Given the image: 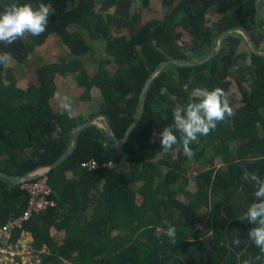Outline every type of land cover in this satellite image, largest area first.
<instances>
[{
	"label": "trees",
	"instance_id": "16d2710c",
	"mask_svg": "<svg viewBox=\"0 0 264 264\" xmlns=\"http://www.w3.org/2000/svg\"><path fill=\"white\" fill-rule=\"evenodd\" d=\"M69 1L18 0L33 7L48 4L47 29L39 37L0 44L17 65L50 35L66 52L37 66L36 81L26 88L18 87L15 77L6 80L0 65V172L16 179L54 164L70 148L74 128L99 113L122 139L138 112L147 77L169 59L204 58L226 29L244 27L256 49L264 51V16L256 0H161L167 11L142 21L134 4L148 7L151 0ZM11 2L0 0V10ZM260 5L264 9V0ZM90 41H102L107 55L96 60L92 72L83 58ZM243 43L244 35L232 32L207 62L170 63L158 71L124 143L112 145L96 123L78 132L75 149L47 174L57 206L34 215L24 227L37 252L50 251L42 253L41 264H243L246 259L264 264V253L248 237L253 225L241 220L255 200L251 174L264 179V54L244 49ZM58 75L74 77L81 99L89 100L97 88L99 109L87 117L54 111L50 100ZM197 87L224 89L234 116L191 145V160L180 145L162 153L158 133L173 123V108L187 103ZM89 159L113 166L89 171L81 167ZM28 198L22 184L0 175V229L23 213ZM164 221L176 228L175 245ZM53 227L65 231L61 244L51 236ZM21 236L16 230L9 242L16 244Z\"/></svg>",
	"mask_w": 264,
	"mask_h": 264
},
{
	"label": "clouds",
	"instance_id": "9594fccd",
	"mask_svg": "<svg viewBox=\"0 0 264 264\" xmlns=\"http://www.w3.org/2000/svg\"><path fill=\"white\" fill-rule=\"evenodd\" d=\"M50 13V6L44 2H40L36 7L30 3H19L18 0L6 4L3 10H0V44L12 45L29 35H43L49 24ZM11 60L9 53L0 51V65L6 66ZM60 107L63 113L71 115L72 104L67 96L60 101ZM233 116L229 94L224 89L216 87L209 90L206 87H197L187 103L177 104L173 108V123L158 133L160 150L168 154L174 146L180 145L182 154L191 160L195 156L191 145L198 142L199 137L210 135L218 123ZM250 179L255 189V200L248 206L241 220L253 225L248 231V237L259 252L264 253V179L256 174H251ZM164 223L168 225L165 234L175 245L176 228L168 221ZM234 243L238 245L239 239ZM259 259L260 256H256V260ZM243 264H251V261L246 259Z\"/></svg>",
	"mask_w": 264,
	"mask_h": 264
},
{
	"label": "rangeland",
	"instance_id": "374dc122",
	"mask_svg": "<svg viewBox=\"0 0 264 264\" xmlns=\"http://www.w3.org/2000/svg\"><path fill=\"white\" fill-rule=\"evenodd\" d=\"M73 0H70L69 3H72ZM161 0H151L148 7H141L139 2H135L134 6L137 7L138 11L141 13V21L144 19L152 18V17H161L165 11H167V7L160 3ZM112 11V9H110ZM77 25H71L70 28H76ZM86 31V29H82ZM125 33H127L128 29L124 28ZM186 37V36H183ZM91 50L83 57L85 59V67L88 72H92L94 68V63L101 57H107L106 53L103 49L102 41H90ZM249 43L246 40V43H243V48L248 49ZM65 47L62 45L59 38L55 35H50L46 42L38 47L33 54L29 56L27 61L24 63L17 65L16 62L12 59L11 62L4 66V77L8 80L10 77H15L17 82V86L20 88H26L29 84L35 83V69L37 66L43 63H49L58 60L63 54H65ZM56 83V91L54 97L50 100L52 102V107L55 111L61 110L60 101L63 97L67 96L69 101L72 104V108L79 112H84L83 117H87L92 112H96L101 103V95L100 91L97 88H93L91 90V98L89 100H84L80 98V93L82 88H79L76 85L75 79L71 75L60 76L58 75L55 78ZM232 89L238 93L237 86L235 82H232ZM79 115V114H78ZM96 123L99 126H102L103 122L101 118L96 120ZM215 162L220 163L219 158H215ZM196 167L200 166V162L197 161L195 163ZM122 168H128L126 162L122 161ZM188 188L193 190L194 183L190 182L188 184ZM183 199L182 196H179Z\"/></svg>",
	"mask_w": 264,
	"mask_h": 264
},
{
	"label": "built area",
	"instance_id": "2783aa9c",
	"mask_svg": "<svg viewBox=\"0 0 264 264\" xmlns=\"http://www.w3.org/2000/svg\"><path fill=\"white\" fill-rule=\"evenodd\" d=\"M113 162L99 163L94 159L82 162L81 167L92 171L102 168H112ZM48 172H42L33 180L23 183L22 188L28 193V201L23 213L19 216L10 218L7 223L0 229V235L11 237L16 230L25 232L26 223L36 214L45 212L57 206L56 200L53 199V189L49 184ZM3 244L0 242V258H5L6 263L1 264H41L42 253L37 252L32 244L20 243Z\"/></svg>",
	"mask_w": 264,
	"mask_h": 264
},
{
	"label": "water",
	"instance_id": "95a60500",
	"mask_svg": "<svg viewBox=\"0 0 264 264\" xmlns=\"http://www.w3.org/2000/svg\"><path fill=\"white\" fill-rule=\"evenodd\" d=\"M256 7L264 16V9L260 5V0H256ZM232 32H240V33H242L244 35L245 39L247 40V42L249 43L250 48L255 53L260 54V55L264 54V51H259L258 49H256V47L254 46V43L252 41V38L250 36V33L244 27L235 26V27L228 28V29H226L225 31H223L220 34L219 41H218V46L214 47L213 50L207 56H205L204 58H202V59L172 58V59H169V60L163 62L162 64H160L147 77V79L145 80V82H144V84H143V86L141 88L140 94H139L138 112H137L135 118L133 119V121L128 125V127H127L122 139H117L113 135V133L111 132L110 127H109L108 117L105 114H103V113H99V114L95 115L94 117L88 118V120H86L85 122L77 125L74 128L73 134H72V142H71L70 148L56 162H54V164L49 165V166H41V167L35 169L34 171L28 173L27 175H25L22 179H16V178H14L12 176H8L6 174H3L2 172H0V175H3L4 177L8 178L13 184L18 185V184H23V183H26V182H29V181L33 180L34 178H36L42 172H49V171L57 168L59 166V164L62 163L72 153V151L75 149L76 143H77L78 132L82 128H84L86 126H89V125H91L93 123H96V120L98 118L102 119L103 124H102L101 127L105 130L107 136L109 137V139L112 142V145H114V144H118L119 145V144L124 143L127 140V138H128L130 130L132 129V127L134 125H136V123L139 121V119H140V117H141V115L143 113L144 101H145V98H144L145 97V90H146V87H147L149 81L151 80V78L153 76H155L158 73V71H160L163 67H165L167 64H170V63H175L177 65H198V64L207 62L208 60H210L212 57H214L218 53V51L222 47L223 38L227 34L232 33ZM41 169H42V171H40ZM204 239H205L207 247L210 248L211 244H210V241H209L208 237H205Z\"/></svg>",
	"mask_w": 264,
	"mask_h": 264
},
{
	"label": "crops",
	"instance_id": "0c3cea01",
	"mask_svg": "<svg viewBox=\"0 0 264 264\" xmlns=\"http://www.w3.org/2000/svg\"><path fill=\"white\" fill-rule=\"evenodd\" d=\"M50 105H52V102H50ZM52 107V106H51ZM54 109V108H53ZM73 109V108H72ZM61 110H62V108H61ZM61 110H58V111H61ZM55 111V110H54ZM81 115V116H84V112L82 111V112H79V111H77V110H72V113H71V116H73V115ZM40 171H42V169L40 170ZM39 172V171H38ZM65 231L64 230H58V229H56V228H52L51 229V236H53V238L55 239V241L59 244H61V242H63V240H64V238H65ZM10 238L11 237H9V236H3V235H0V242L1 243H3V244H10L11 242H9L10 241ZM32 241H33V237H32V235L30 234V233H28V232H24L23 234H22V236H21V238H20V243H24V242H26V243H29L30 245L32 244ZM11 244H13V243H11ZM41 253H49L50 254V251L46 248V247H44L42 250H41ZM1 262L2 263H6L7 261L5 260V258H0V264H1Z\"/></svg>",
	"mask_w": 264,
	"mask_h": 264
}]
</instances>
